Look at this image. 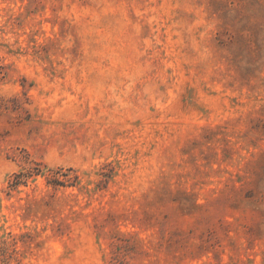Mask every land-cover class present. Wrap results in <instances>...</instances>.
<instances>
[{"label":"rangeland","instance_id":"rangeland-1","mask_svg":"<svg viewBox=\"0 0 264 264\" xmlns=\"http://www.w3.org/2000/svg\"><path fill=\"white\" fill-rule=\"evenodd\" d=\"M0 264H264V0H0Z\"/></svg>","mask_w":264,"mask_h":264}]
</instances>
